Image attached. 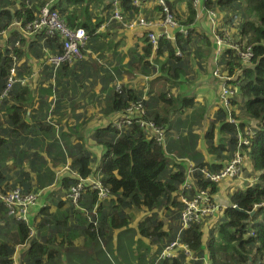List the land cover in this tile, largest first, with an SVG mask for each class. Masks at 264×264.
<instances>
[{
	"label": "trees",
	"instance_id": "trees-1",
	"mask_svg": "<svg viewBox=\"0 0 264 264\" xmlns=\"http://www.w3.org/2000/svg\"><path fill=\"white\" fill-rule=\"evenodd\" d=\"M106 1L57 0L54 4V8L58 9L69 26L85 28L88 34L86 48L98 52L105 63L113 66V70L97 66L99 83L102 84L101 94L105 95L98 104L102 106L101 111L106 117H115L113 121L93 130L92 140L103 148L101 157L89 149L87 139L79 127L71 129L59 118L56 120L55 117L61 112V98L54 107L48 100V97L65 93L63 89L66 86H72L71 83L64 82L69 80L66 79V74L60 76L68 64H62L55 71L53 65L46 62L35 81L30 80L27 85L17 83L0 105V189L8 192L20 188L24 193L43 191L44 194L47 193L46 200L54 196L58 198L57 205L48 203L31 223L16 220L5 204L0 202V264H15L16 254L20 264H56L58 251L54 246L55 229L70 217L76 218L78 224L68 228L69 235L82 230L89 240L90 249H93L94 243H98L101 248L103 242L108 247L114 231L130 224L131 210L150 212L164 206L179 207L182 210L184 204L181 201V186L188 168L186 160H191L197 169L194 176L196 188L194 191L183 192V195L191 198L198 190H209L213 196H221L217 195L221 192L219 184L205 179L199 169L219 171L238 149L246 152L247 162L253 168L248 174L260 172L256 182L230 192L231 206L219 214L216 222L206 225L209 223L206 220L205 223L191 225L182 232V241L189 245L197 258L191 264H204V258L210 264H264V0H216L207 3L208 8L233 13L230 19L226 16L228 23H234L235 18H242L239 35L253 45L258 59L255 66L244 69L238 97L232 102L233 106L239 105L242 112H231L239 124L231 123L230 113L221 107L204 134L210 160L198 149V136L193 134L194 127H199L206 119V109H196L194 96L183 92L172 95V92L173 88L180 91L191 73H196L195 69L199 72L207 71L214 50L211 33L208 30L194 29L189 31L188 36L178 34L177 42L161 40L160 49L155 56V63L158 64L156 67L149 61L152 47L146 37L142 39V44L125 53L120 49L122 44L115 42L117 35L98 32L104 20L96 17L93 21V12L103 3L110 10L107 16L109 23L114 22L112 27L117 28V22L110 18L112 5L110 2L106 4ZM182 1L186 8L180 13L176 10L177 4L167 0L177 20L188 26L195 21L196 11L191 0ZM45 2L46 0H21L17 3L15 0H0V31L9 28L16 19L23 24L33 20ZM131 2L132 0H121V8L129 19L135 16L131 13L134 10ZM10 34V40L0 37V96L6 88L12 68L16 69L17 76L28 77L32 70L30 60L41 62L50 54L62 53L59 35L48 36L42 32L26 38L19 31L12 30ZM17 41L20 42L18 46ZM178 49L183 51V56L176 55ZM127 55L130 59L124 65L122 62ZM226 64L233 66L230 61H226ZM140 76L152 77L146 87L135 88L123 82L121 88L117 89L116 80L128 77L133 81ZM95 82L96 79L91 83ZM156 86L159 90H155ZM36 91L39 92V97L41 93L49 95L45 98L41 96L37 107L31 95ZM77 91L75 88L74 92ZM146 92L149 99L143 100ZM139 101L145 104L146 118L165 128L168 133L173 127V116L177 112L187 110L188 114L189 110H196L187 115V119L192 118V123L188 135L180 143L181 156L170 153L173 150L171 140L168 142V138L166 139L164 148L155 139L149 138L137 123L122 129L114 125L130 104ZM30 108L33 113L30 114L31 122H28L26 120ZM51 119H55L59 126ZM249 128L253 131L252 136L247 135ZM240 135L250 138V144L239 146ZM75 139L78 141L74 143ZM170 159L173 160V165ZM62 165H69L71 170L78 172L83 178L98 173L109 196L100 199L98 191L87 186L78 204L68 198L63 199L62 195L67 197L70 188L79 179L66 171L60 179L58 177V188H49L55 185L56 170ZM95 204H98L97 225L93 222L96 220L95 216L92 215L91 221L79 208L85 206L91 213ZM49 206H69L62 213L63 222L50 212ZM50 225V236L47 230L44 240L41 238L42 231ZM33 226L34 233L31 228ZM181 226V220L178 227H170L151 213L138 222V233L144 239L158 240L166 246L174 241ZM251 232L254 234L251 235ZM162 250L161 248L159 252ZM153 260L151 264L155 263L154 257ZM159 264L188 262L186 255L182 253L178 258L161 260Z\"/></svg>",
	"mask_w": 264,
	"mask_h": 264
},
{
	"label": "built area",
	"instance_id": "built-area-1",
	"mask_svg": "<svg viewBox=\"0 0 264 264\" xmlns=\"http://www.w3.org/2000/svg\"><path fill=\"white\" fill-rule=\"evenodd\" d=\"M157 1L161 7L160 18L152 19L146 17L142 13H137L136 9L139 10L146 0H132L131 5L134 7L132 13L135 14V16L129 19L121 9V0H109L112 5L111 20L121 23L124 27L142 29V38L146 37L152 47V55L149 61L154 66L158 67V64L155 63V56L160 49L161 40L177 42L178 34L188 36L191 30H204L199 24L201 23V17H205L206 24L208 25L206 29L211 33L214 42V50L210 61L212 73L215 78L221 81L219 94L221 107L230 113L229 121L231 123L239 124L238 120L231 114L232 110L236 111V108L232 105L233 98L239 92L244 76V69L255 66L258 61L253 45L248 43L245 39L243 40L242 36L239 35V23L243 21L242 18L238 17L234 19V23H227L228 18H232L233 13L221 12L218 8H208L207 6L209 1L216 0H191V4L196 11V17L195 21L187 26L181 24L177 20L167 0ZM56 2L57 0H46L33 20L23 24L22 21L16 19L8 29L0 31V37L4 36L6 39L10 38V31L13 29H18L21 35L26 38H31L42 32L48 36L59 35L61 37L62 53L50 54L47 57L48 63L53 65L55 71L59 69L62 64L74 63L83 59V50L86 48L88 42V34L85 28L69 26L60 15L58 9L54 8ZM226 16H228V18H226ZM233 32L236 33L237 37L233 35ZM19 44L20 42L17 41L16 45L18 46ZM176 55L183 56L184 53L178 49ZM14 59H16L15 56ZM226 61H230L233 66H228ZM10 74L6 88L0 96V105L3 99L9 96L10 91L13 90L17 83L21 85L28 84V79L17 76L15 68L11 69ZM116 86L117 89L121 88V83L117 80ZM144 99H149V94H147V92L143 100ZM146 114L147 111L144 102H134L126 108L124 114L120 115V117L118 116L119 118L117 117L118 119L114 122V125L118 129H122L137 123L144 129L149 138L155 139L156 142L162 144L164 148H166L167 132L165 128L147 119ZM247 135H253V131L250 128L247 131ZM239 137V146L250 144V138H245L242 135ZM186 161L188 162V168L186 178L181 186V201L184 204V208L180 215L182 226L174 241L164 246L158 256L159 259L154 264H159L161 260L179 257L182 253L186 255V257L196 261L197 258L189 245L182 241V232L193 224L205 223L209 218L218 216L224 209L231 206L224 202H220L216 198L217 196H213L209 190H198L194 192L191 198H186L183 192L194 191L196 188V179L194 176L197 171L191 160ZM248 168L249 164L247 162L246 152H242L238 149L233 157L226 161L219 171H212L207 168H201L199 170L205 179L218 184L222 181L241 176ZM65 169L69 172V175L79 179L78 183L73 185L68 192V198L72 200L73 203L78 204L87 186H90L92 190L98 191L100 199L109 196V192L102 185L98 173L95 174V176L83 178L78 172L71 170L69 167ZM250 172H252V169ZM252 180L253 179H250L248 182ZM41 196L42 192L24 193L20 188L8 192H4L0 189V202L5 204L9 213L13 215L16 220L27 223H31L35 218L34 208L36 206H45ZM232 207L237 208L236 205H232ZM79 208L89 216L91 221H93L92 215L95 216L96 220L93 222L97 225L98 204L94 205L91 213L85 207L79 206ZM31 228L34 233L35 227L33 226ZM250 234L253 235L254 233L251 232ZM22 247L25 249L27 248L26 245H22ZM17 257L18 254H16L15 264H20ZM203 261L204 264H210L206 258H204Z\"/></svg>",
	"mask_w": 264,
	"mask_h": 264
},
{
	"label": "crops",
	"instance_id": "crops-1",
	"mask_svg": "<svg viewBox=\"0 0 264 264\" xmlns=\"http://www.w3.org/2000/svg\"><path fill=\"white\" fill-rule=\"evenodd\" d=\"M169 1L177 4L176 10L178 9L180 13H183L185 11L184 5L182 4L183 3L182 0H176V1L168 0V2ZM18 2L20 1H17V3ZM106 2L105 3L108 4L109 0H107ZM103 4H101V7L98 8L97 11L93 12V15L95 16L93 18V21L96 20V17L102 18L104 20L98 32H102V33L109 32L111 35H117L115 42L122 44L120 49L124 51L125 53H127V51L130 48L132 47L136 48L138 44L140 45L141 43L140 39H143L142 38L143 30L140 28L124 27L123 25H119L121 24L119 22H117V28L112 27V24L114 22L109 23V18H107V16L110 13V10L108 11L104 7ZM121 9L123 10V8ZM136 10H137V13L138 12L142 13L146 17L152 18V19L160 18V15H161V7L159 6L157 0H146V2L140 7V9L139 10L136 9ZM124 13L127 14L126 12ZM131 18H133V16ZM199 25L200 27H202L204 30L207 31L206 27H208V25L206 24L205 17L203 16L201 17V23ZM13 31H19V30L13 29L12 32ZM10 38L8 39L10 40ZM126 41H128L129 43L127 44L128 46L123 45L126 43ZM83 53H84L83 59L76 61L74 63H69L67 67L62 70L60 74L61 77L66 74V79H69V80L64 81V82L66 84L71 83L72 86L71 87L66 86V89H63L65 93H63L62 95L57 94L55 97H48V100L53 103V107H54L57 104V101L61 98V103H60L61 112L58 113L57 116L55 117L56 120L59 118L63 124L67 125L71 129L79 127V129L83 132V136L87 139V145H89V149L92 152H94L96 155H98V157H101L103 153V148H101L100 146H97L92 140L93 130L97 128L98 126L107 124L109 121H113L115 117L111 115L106 117V115H104L103 112L101 111L102 106L98 104L100 100L104 99L105 95L101 94L102 84L99 83L100 77H99V71H97L98 69L97 66L100 65V66H103L104 68H111L112 70H113V66L110 67L107 63H105V61H103L99 57L98 52H93L89 48H85ZM129 59L130 57L128 55L125 56L122 64L125 65V63L128 62ZM45 64H47L45 59H43L41 62L33 60V59L30 60L29 66L32 70H31L30 76L28 77L32 81H35L38 74L40 75L42 73V69ZM209 68H210V76H208V72H207L208 68L206 72H199L197 71V69H195L196 73H194V71L191 73L190 77L188 78L187 84H185L181 88L180 91L178 88H173V92H175L176 94L179 92L180 93L183 92L185 95L194 96L196 100V109L201 110L202 107L206 109L205 111L206 119L204 120V122L206 123L208 122V126L206 130L209 128V124L214 119L216 112L221 108V103H220V98H219V88H218V84H216L217 80H215L214 79L215 77L212 75L211 64ZM203 74L207 75L206 76L207 80H205V78L203 77ZM198 78H199V82L194 81V79H198ZM94 79H96L95 84L91 83L93 82ZM151 79L152 77L147 78L144 76L143 77L140 76L137 79L130 81L128 77H125L123 80L120 79L119 82L121 84L123 82L129 83L130 86L136 88L137 86L146 87L149 84V81ZM204 81L208 82V86L204 87L203 85H201ZM44 85L47 86V83H45ZM216 87L218 88V90H216ZM75 88L78 90L77 93L74 92ZM155 90H159L158 86L155 87ZM38 93L39 92L36 91L31 94L33 95V102L34 101L36 102L35 104L36 107L38 106V100L40 99L41 96H43L44 98L46 97V95L49 96L48 94L41 93L39 97ZM185 112L187 113V110ZM32 113H33V110L32 108H30L29 115L27 116L26 121L31 122L32 117H30V114ZM51 120L55 123L56 126H59L58 122L55 121V119L54 120L51 119ZM206 130L203 133L201 130H199L203 138H204V133L206 132ZM77 141L78 140L75 139L74 143ZM201 143H203V141H199L198 149H200V151H202L203 149ZM205 156L207 160L211 159V156H209L207 152H205ZM65 166L66 165H62L56 170L57 178L59 177L58 172L61 171ZM237 185H239L237 187H241V184H237ZM217 199L220 202L225 201L224 199H222L221 196H217ZM47 203H48V200H47ZM42 207L44 206H36L34 208L35 217L38 214V212L42 209ZM49 207H50V212L56 214L57 219L60 222H63L61 221L64 218L62 217L63 215L62 213L69 206L68 207L49 206ZM143 218H144V215L143 216L141 215L140 218L138 216V221L143 220ZM63 223L64 224H62L60 227L55 229L56 230V239H55L56 243L54 245L56 247V250L58 251L57 256L62 254V264H91L90 259L93 257H92L91 252H87L88 250H91V249L89 246V240L87 239L84 232L81 231L83 235H79L77 231H80V230H77L72 235L71 234L69 235V232L67 231L68 228H70L71 226L75 227L78 224L77 219L74 217H70L68 218L66 223L65 222ZM51 227H52L51 225L47 226L46 229L42 231L43 233V235H41L42 239L45 240V233L47 230L49 231ZM63 228H65V230H63ZM119 231L120 230L114 231V235H113L114 241H115V238H118L119 233H120ZM138 234H139L138 236H135V240L133 243L134 247L136 246V244H139V241L141 239H144L143 237H141L140 233ZM49 236H50V231H49ZM164 245L165 244L160 243V242L157 245H155L157 252L160 251L161 248L163 249ZM101 246L102 247L99 248V251H97L96 253L98 252L99 253L104 252V253L101 255L100 258H95V262L98 264H106V263L108 264H113V263L114 264H151V262L153 261V259L151 260L149 257L148 262L144 263L143 262L144 259L141 260L139 255L136 253V251H134L129 256L128 259L120 260V263H116L115 261L112 262L110 254L107 253L108 247H106L103 242L101 243ZM86 252L89 253L90 256L89 255L84 256V253ZM151 255L153 254L151 253ZM194 261H195L194 259H190L189 257H187L188 264H191Z\"/></svg>",
	"mask_w": 264,
	"mask_h": 264
},
{
	"label": "rangeland",
	"instance_id": "rangeland-1",
	"mask_svg": "<svg viewBox=\"0 0 264 264\" xmlns=\"http://www.w3.org/2000/svg\"><path fill=\"white\" fill-rule=\"evenodd\" d=\"M182 4L184 5V10H185V8H186L185 2H183ZM229 13H230V11H229ZM227 23H228V21H227ZM233 35L235 37H237L235 32H233ZM140 40H141L140 44H142V39H140ZM127 44H129L128 41H126V43L123 45L128 46ZM200 72H204V71H200ZM207 72H208V76H210V68L209 67H208ZM206 76H207L206 74H203V77L205 78V80H207ZM214 79L217 80L216 84H218L219 94H220L221 83L218 79H216V78H214ZM194 81L199 82V78L194 79ZM201 85L206 87V86H208V82L204 81ZM218 88L216 87V90H218ZM219 98H220V96H219ZM189 111L190 112L188 114L186 112H177L173 116V127L169 133L167 132L168 137L166 135V139L168 138V142L171 140L170 142L172 143V146H173V150H171L170 153H172L174 155L181 156L179 153L180 152L179 151L180 143L183 142V139L186 137V135H188V129L192 123V118L187 119V115H191L192 111H196V110H189ZM236 113L242 114L239 105L237 107ZM207 126H208V122L207 123L204 122V124L202 123L199 127L195 126L194 130H193V134L198 136V141H203V143H201V145L203 147L201 153L204 156H205V152H207V143L205 142V140H204L201 132H199V130H201L203 133L206 130ZM170 163H171V165L174 164L172 159H170ZM69 164H70V161H69ZM251 169H253V168L251 165H249V168L246 170V172H243V174L241 176H239L237 178H233V179H228V180H225V181L218 183L220 188H221V192H219L217 195H219V194L221 195L222 199L225 200L224 203L230 205L229 193L232 192L233 190H235V188L237 186H239L237 184H241V187H246V186L252 185L256 182V178L260 174V172H254L253 175L248 174L251 171ZM250 179H253V180L251 182H248V181H250ZM57 182H59L58 178H57L55 185H53L52 187H49V188H51V189L58 188ZM41 192H42V196L45 198L47 193L44 194L43 191H41ZM62 198L65 199L66 196L64 197L62 195ZM47 200H48L49 204L57 205L58 198L56 196L52 197L50 200L49 199H47ZM66 207H68V206H66ZM83 207H85V206H83ZM181 211L182 210L179 207H173V206H169V207L164 206L162 208H156L155 210L150 211V212L147 210H145V211L144 210H131V211H129V214L132 217L130 224L127 227L121 229L119 231L120 233L118 232L119 236H118V238H115V241H114V239L109 240L107 253L110 254L112 262L115 261L116 263H120V260L128 259L129 256L134 251H136V253L139 255L141 260L144 259L143 260L144 263L148 262L149 257L151 260L154 257L155 262H156L159 259L158 254L161 253V252L159 253V251L157 252V250L155 248V245H157L159 243L158 240L141 239L139 241V244H136L135 247L133 245L134 240H135V236L139 235L138 234V230H139V228H138V222H139L138 216L140 218L141 215L145 216V214L149 215V214L153 213L154 217L158 218L159 220L164 221L165 225H169L170 227H173V226L178 227L180 225ZM218 218H219V215L214 217V218H212V217L209 218L208 219L209 223L206 225H213ZM81 231L82 230L77 231V233L79 235H83ZM99 248H100V245L98 243H94L93 249L87 251V252L93 253L92 254L93 258L90 259L91 264H98L95 262V258L101 257V254L99 252L96 253L97 251H99ZM87 252L84 253V256H87V255L90 256V254ZM151 253L153 255H151ZM176 258H178V257H176ZM172 259H175V258H172ZM55 262H56V264H62V254H60L59 256H57L55 258ZM106 264H108V263H106Z\"/></svg>",
	"mask_w": 264,
	"mask_h": 264
},
{
	"label": "clouds",
	"instance_id": "clouds-1",
	"mask_svg": "<svg viewBox=\"0 0 264 264\" xmlns=\"http://www.w3.org/2000/svg\"><path fill=\"white\" fill-rule=\"evenodd\" d=\"M13 58H14V57H13ZM45 60H46V62H48V61H47V57L45 58ZM212 75H213V73H212ZM24 78L28 79V83H29L30 80H31L29 77H24ZM25 85H27V83H26ZM177 94H178V93H177ZM172 95H176V93H172ZM237 95H238V94H237ZM237 95H236L235 97H238ZM235 97H234V98H235ZM234 98H233V99H234ZM234 107H235L236 110H237V107H238V106H235V105H234ZM235 112H236V111H235ZM66 167H69V168H70V166L67 165V166H65L61 171L58 172L59 179H60V177L66 172V169H65ZM41 197H42L43 202L45 203V206H44V207H47V206H46V205L48 204V203H47V200H46L43 196H41ZM66 198H68V194H67V197H66ZM68 199H69V198H68ZM44 207H42V208H44Z\"/></svg>",
	"mask_w": 264,
	"mask_h": 264
},
{
	"label": "water",
	"instance_id": "water-1",
	"mask_svg": "<svg viewBox=\"0 0 264 264\" xmlns=\"http://www.w3.org/2000/svg\"><path fill=\"white\" fill-rule=\"evenodd\" d=\"M254 213V212H253Z\"/></svg>",
	"mask_w": 264,
	"mask_h": 264
}]
</instances>
